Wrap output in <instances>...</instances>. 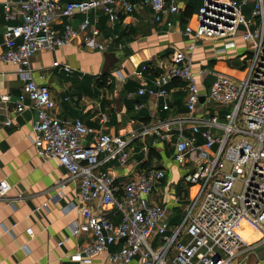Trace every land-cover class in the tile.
I'll return each mask as SVG.
<instances>
[{
    "label": "built area",
    "instance_id": "built-area-1",
    "mask_svg": "<svg viewBox=\"0 0 264 264\" xmlns=\"http://www.w3.org/2000/svg\"><path fill=\"white\" fill-rule=\"evenodd\" d=\"M188 8L185 0H19L2 4L6 24L0 60L14 64L24 80L14 117L4 124H12L29 100L36 112L32 140L37 155L44 160L56 158L70 178L79 180L81 202L70 203L69 209L77 208L85 221L72 224L58 242L61 246L71 237L85 239L70 255L73 262L92 264L95 257L105 254L109 264H130L135 258L140 264H240L249 249L264 244V0H202L197 11L179 17ZM96 12L109 25L121 23L124 28L138 27L147 18L168 29L182 25L179 32L188 40L185 47L173 48L168 61L143 63L136 75L151 70L155 62L159 68L155 87L143 85L138 94L157 98H167L165 86L171 81L183 82L184 114L153 117L130 136L112 135L81 119L54 114L56 101L48 85L33 79L30 59L63 48L80 36L85 46L107 51L115 36L97 40L100 18L93 16ZM193 17L196 26L189 23ZM74 20L79 21L77 26ZM236 37L246 45L241 55L248 66L245 77L238 80L229 73L201 67L197 78L193 51L198 43L230 38L225 49L238 44ZM54 66L72 72L59 62ZM208 75L214 80L209 92H202L199 81ZM9 99L3 96L1 101ZM162 109L169 111L171 106L163 102ZM99 121L107 123V114ZM147 136L171 147L175 162L184 168V185L200 186L179 224L168 219L165 205L153 201L157 184L166 176L159 163L134 170L120 185L100 171L113 161L125 164L132 142ZM238 183L240 191L235 190ZM66 186V181L59 183L60 193ZM11 188L1 180L0 197ZM93 202L111 206L120 221L94 213L89 206ZM243 223L259 232L255 243L250 244L241 232Z\"/></svg>",
    "mask_w": 264,
    "mask_h": 264
},
{
    "label": "crops",
    "instance_id": "crops-1",
    "mask_svg": "<svg viewBox=\"0 0 264 264\" xmlns=\"http://www.w3.org/2000/svg\"><path fill=\"white\" fill-rule=\"evenodd\" d=\"M6 1L19 0H0V42L6 24L2 4ZM185 1L189 8L180 12L179 17L189 16L193 12V3L198 0ZM93 16L100 18L97 23L99 42L107 35L115 36V42L107 51L85 46L80 36L63 48L37 53L30 59L33 79L38 84L48 85L56 101L54 114L70 120L81 119L96 129L124 136L141 130L153 117L184 114L186 90L183 82L171 81L165 86L167 98H157L138 94V89L143 85L155 87L154 80L159 73L155 62H152L151 70L136 75L141 65L149 60H169L173 48L182 45L183 37L179 32L182 25L176 23L168 29L153 25L151 19L147 18L141 19L138 27L124 28L121 23L109 25L100 12ZM72 23L77 26L79 21ZM119 43L121 49L117 47ZM210 52L197 56L202 67L208 68L207 63H213L214 68L217 66V58L212 50ZM54 62L70 66L72 72L54 66ZM213 80L214 76L208 75L199 81L201 91H208ZM23 82L14 64L0 60V181L6 180L12 185L8 194L0 197V264H82L71 261L70 255L82 244L83 237H71L58 246V242L68 235L72 224L85 221L77 208L69 209L70 203L81 202L79 180L70 178L56 158L44 160L37 155L32 140L36 112L29 100H26V108L14 118L12 124H4L14 117V104ZM3 96H9V101L2 102ZM163 102L170 104L169 111L162 109ZM140 103L144 105L137 109L136 105ZM102 114L108 116L105 124L99 121ZM185 133L188 134L189 130ZM197 139L203 141L199 134ZM152 162L166 169V176L156 186L153 201L166 206L168 219L172 223L177 217L183 219L184 208L191 203L187 186L182 183L184 170L175 162L171 147L161 139L150 136L135 139L125 164L113 161L101 166L100 171L113 177L115 184L120 185L133 175L134 170ZM62 181H66L67 186L60 193L59 183ZM44 204L46 208L42 207ZM89 206L94 213L102 212L113 221H120V214L111 206L98 202ZM259 236V232L254 231L246 239L252 244ZM92 264L109 262L104 254L95 257ZM130 264H140L139 258ZM240 264H264V244L249 249Z\"/></svg>",
    "mask_w": 264,
    "mask_h": 264
},
{
    "label": "rangeland",
    "instance_id": "rangeland-1",
    "mask_svg": "<svg viewBox=\"0 0 264 264\" xmlns=\"http://www.w3.org/2000/svg\"><path fill=\"white\" fill-rule=\"evenodd\" d=\"M200 3H201V0H198L196 3H193V5H192V7H193L192 11L193 12L197 11V8L200 5ZM246 15H248V14H246ZM189 23L192 26H196L197 25L196 17H193ZM182 39H183L182 45H180L176 48L181 49V48L185 47V44L187 43L188 40L185 38H182ZM228 40H230V38L221 39L217 42L200 41L198 43L196 49L193 51V58L195 61V67H196V71H197V78L199 77L198 76V70L202 67L201 61H200V59L197 58V56L205 54L207 52H210L211 50L214 53V57L217 58L216 60L219 63H221L222 65L216 61L215 64H217V66L215 68L213 67V63H211V64L207 63L206 66L208 68H210L212 70H217V71L229 73L238 80H241L245 77L248 66H247V61L242 59L241 55L245 52L246 45L244 46L243 44H240L241 43L240 42L241 37H236L235 40L238 43L236 46H234V47L230 46V47L223 49L225 42ZM220 66H222L223 68H220ZM208 92H209V87H208ZM183 170H184V168H183ZM172 184H173V182H172ZM186 186H187V190H188L189 201L192 202L196 198V196L199 192L200 186H199V184H190V185H186ZM235 190L240 191V184L239 183L236 184ZM181 222H182V217H177L174 219V223L179 224ZM253 232H254L253 230H252V232L248 231V233H246V236L251 235Z\"/></svg>",
    "mask_w": 264,
    "mask_h": 264
},
{
    "label": "bare ground",
    "instance_id": "bare-ground-1",
    "mask_svg": "<svg viewBox=\"0 0 264 264\" xmlns=\"http://www.w3.org/2000/svg\"><path fill=\"white\" fill-rule=\"evenodd\" d=\"M252 228L249 227L247 224L243 223L242 226H241V232L244 234L245 238L246 237V233H248V231H251Z\"/></svg>",
    "mask_w": 264,
    "mask_h": 264
},
{
    "label": "water",
    "instance_id": "water-1",
    "mask_svg": "<svg viewBox=\"0 0 264 264\" xmlns=\"http://www.w3.org/2000/svg\"><path fill=\"white\" fill-rule=\"evenodd\" d=\"M203 100H204V97L202 96V97H201V101H203Z\"/></svg>",
    "mask_w": 264,
    "mask_h": 264
}]
</instances>
